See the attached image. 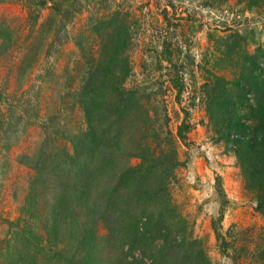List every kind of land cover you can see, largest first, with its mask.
Segmentation results:
<instances>
[{"label": "rangeland", "instance_id": "374dc122", "mask_svg": "<svg viewBox=\"0 0 264 264\" xmlns=\"http://www.w3.org/2000/svg\"><path fill=\"white\" fill-rule=\"evenodd\" d=\"M117 39L128 46L111 79L129 68L116 85L134 93L133 106L122 117L120 99L109 95L103 123L92 127L120 134L117 162L132 151L147 161L142 173L155 168L153 183L114 197L133 202L163 187L169 243L152 244L147 233L143 244L166 264H264V182L248 185L208 110L220 98L237 101L236 84L247 77L264 80V0H0V252L16 231L37 223L26 211L37 177L66 176L62 167L38 175L25 161L41 156L47 168L62 162L61 151L73 152L72 136L91 126L83 100L89 78ZM141 162L130 158L134 167ZM31 208L41 215L49 205ZM98 234L107 236L104 225Z\"/></svg>", "mask_w": 264, "mask_h": 264}, {"label": "trees", "instance_id": "16d2710c", "mask_svg": "<svg viewBox=\"0 0 264 264\" xmlns=\"http://www.w3.org/2000/svg\"><path fill=\"white\" fill-rule=\"evenodd\" d=\"M114 43L107 47L89 78L83 100L91 126L84 133L72 136L73 152L61 151L62 162L52 163L47 168L40 166L41 156L34 159V164L29 159L25 161L26 165L35 167L38 175L62 167L66 176L60 180H50L47 175H42L43 179L37 177L32 189L35 196L26 205L27 213L33 220L36 218L37 223L34 227L29 226L26 233H14L6 242V251L0 252V260L3 255L7 263L0 261V264H146L145 257L149 256L154 259L151 264H166L165 258L150 253L151 245L157 239L164 238L169 243L165 229L161 228L163 217L159 205L162 203L161 194L165 196L163 187L154 188L133 202L114 199L120 190H133L153 183L155 168H147L142 173L147 161L143 155L132 151H128L127 162H117V156L121 154L118 152L122 150L120 134L109 126L98 134L92 127L95 122L103 123L109 95L120 99L118 115L123 117L131 109L134 93L116 85L126 81L129 68L123 67L117 74V83L111 79L112 68L119 65L118 60L128 44L123 39ZM255 70H261L260 63L256 64ZM244 81L236 84L241 90L237 101L231 97L220 98L217 106L208 110L220 138L236 154L248 185L252 187L257 186V180L264 182V80L251 75ZM246 109L248 112L242 114ZM185 127L182 125L180 128L182 137ZM143 153L147 154L146 157L151 156L148 149L144 148ZM131 157H139L143 162L134 167L130 163ZM155 160L171 164L166 158ZM159 181L156 186H159ZM53 184L58 190L53 189ZM260 190L259 207L264 211V184ZM52 194L54 196L50 197ZM42 203L49 205V211L41 215L33 213L31 207L37 208ZM143 222L144 232L140 226ZM100 224L107 231L104 240L98 236ZM147 233L152 244L144 245V239L148 242ZM127 246L130 251L126 250ZM135 251L141 256L130 261V254Z\"/></svg>", "mask_w": 264, "mask_h": 264}]
</instances>
